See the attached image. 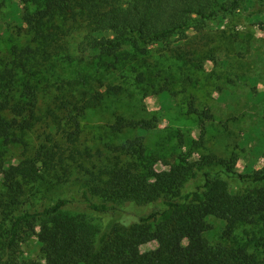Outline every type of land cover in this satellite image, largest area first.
<instances>
[{"label":"trees","instance_id":"trees-1","mask_svg":"<svg viewBox=\"0 0 264 264\" xmlns=\"http://www.w3.org/2000/svg\"><path fill=\"white\" fill-rule=\"evenodd\" d=\"M17 1L38 7L25 22L34 46L13 47L12 64L0 68V145L12 143L18 133L31 132L42 122L41 98L33 84L32 70L69 48L67 37L73 33L84 34L81 45L99 58L118 57L129 41L135 42L143 56L151 44H158L168 51L176 49L172 53L181 57V36L193 22L204 25L232 10L225 0ZM259 1L263 7L257 13L264 11V0ZM139 78L143 81V76ZM69 85L73 87V83ZM99 87L108 96L123 92L117 85L99 83ZM102 100V96L91 99L94 107H99ZM189 111L197 116L204 136L213 115L210 110L196 109L194 100ZM46 117L68 145L79 142L80 115L71 100L57 96ZM111 128L117 133L141 130L143 123L118 117ZM112 152L117 155L116 161L99 174H92L90 190L83 192L82 199L91 214L101 219L112 217L104 228L80 219L72 211V206L80 202L76 197L58 200L40 211H21L26 197L24 182L33 181L45 169L64 166L68 160L60 144L51 150L42 147L33 160L10 168L5 193L0 195V218L11 225L9 238L0 251V264H44L18 256L22 239L32 237L37 238L45 264H264V241L263 256L259 258L245 247L213 245L207 238L213 229L208 223L210 217L225 223L226 238H231L239 225L258 220L264 224V167L240 175L226 171L234 160L213 161L207 156L194 169L182 161L173 172L157 174L149 198V178L140 170L147 160L145 147L136 149L127 142L112 147ZM123 154L137 157V161L123 164ZM70 157L73 159L74 154ZM201 177L205 179L203 189L184 192L190 180ZM157 201L164 207L162 212L140 217L131 224L122 221L121 207L125 204L145 207ZM39 224L43 227L38 231ZM152 242L159 244L158 253L137 251Z\"/></svg>","mask_w":264,"mask_h":264},{"label":"rangeland","instance_id":"rangeland-1","mask_svg":"<svg viewBox=\"0 0 264 264\" xmlns=\"http://www.w3.org/2000/svg\"><path fill=\"white\" fill-rule=\"evenodd\" d=\"M224 2L232 5L230 12L221 13L204 25L193 22L183 33L181 57L172 53L176 49L168 51L158 44H151L143 56L135 42L129 41L118 57L99 58L81 45L84 34L68 36L69 48L45 66L32 70L43 120L33 131L18 133L12 143L0 145V195L5 193L4 182L11 167L33 160L42 147L51 150L55 144L62 146L68 160L64 166L50 167L33 181L24 182L26 197L21 211H40L58 200L76 197L80 202L72 206V211L101 228L111 216L101 219L91 214L82 199L83 192L90 190L92 174H99L116 161L112 147L127 142H132L136 149L145 147L147 160L140 170L149 178V198L157 174L173 172L182 161L194 169L207 156L213 161L234 160L226 171L240 175L262 169L264 11L257 10H261L263 3ZM37 9L34 4L23 6L17 0H0V68L12 64L13 47L34 46L25 22ZM139 76H143V81ZM69 83L73 87L69 88ZM99 83L121 86L123 92L118 96L105 95ZM57 96L71 100L80 115V140L74 146L66 143L46 117ZM93 96L103 97L99 107H94ZM191 100L196 109L210 110L213 115L204 136L197 116L190 114ZM118 117L141 121L143 129L114 132L111 127ZM120 159L123 164L137 161V157L126 154ZM204 185L203 177L190 180L184 192L203 189ZM121 208L126 224L164 210L160 201L145 207L125 204ZM208 223L213 227L207 234L211 244L245 247L250 254L262 258V221L239 225L231 238H226L225 223L221 220L210 217ZM10 226L9 221L0 218V251L9 238ZM42 227L39 224L38 231ZM22 240L18 248L20 259L45 264L37 238ZM137 251L156 254L159 244L152 242Z\"/></svg>","mask_w":264,"mask_h":264}]
</instances>
